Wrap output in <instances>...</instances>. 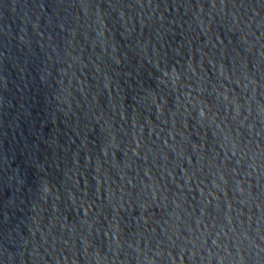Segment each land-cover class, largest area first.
<instances>
[{"label": "water", "instance_id": "95a60500", "mask_svg": "<svg viewBox=\"0 0 264 264\" xmlns=\"http://www.w3.org/2000/svg\"><path fill=\"white\" fill-rule=\"evenodd\" d=\"M0 264H264V0H0Z\"/></svg>", "mask_w": 264, "mask_h": 264}]
</instances>
